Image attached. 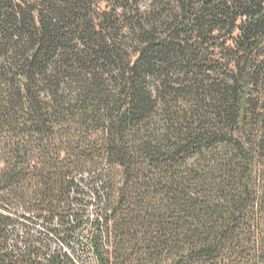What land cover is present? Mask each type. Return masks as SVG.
Instances as JSON below:
<instances>
[{
	"label": "trees",
	"instance_id": "trees-1",
	"mask_svg": "<svg viewBox=\"0 0 264 264\" xmlns=\"http://www.w3.org/2000/svg\"><path fill=\"white\" fill-rule=\"evenodd\" d=\"M0 264H264V0H0Z\"/></svg>",
	"mask_w": 264,
	"mask_h": 264
},
{
	"label": "built area",
	"instance_id": "built-area-1",
	"mask_svg": "<svg viewBox=\"0 0 264 264\" xmlns=\"http://www.w3.org/2000/svg\"><path fill=\"white\" fill-rule=\"evenodd\" d=\"M54 248L58 250V249H61L62 247L60 244H58V245H55Z\"/></svg>",
	"mask_w": 264,
	"mask_h": 264
}]
</instances>
